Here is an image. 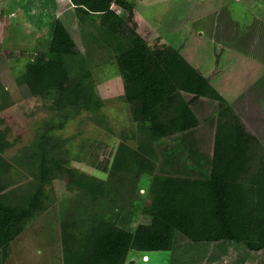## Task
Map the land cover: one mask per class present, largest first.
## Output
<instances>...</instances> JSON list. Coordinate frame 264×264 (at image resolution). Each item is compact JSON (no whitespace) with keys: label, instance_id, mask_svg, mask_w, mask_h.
Returning a JSON list of instances; mask_svg holds the SVG:
<instances>
[{"label":"trees","instance_id":"obj_1","mask_svg":"<svg viewBox=\"0 0 264 264\" xmlns=\"http://www.w3.org/2000/svg\"><path fill=\"white\" fill-rule=\"evenodd\" d=\"M69 2L79 29L95 28L84 33L113 50L136 131L132 142L118 145L110 166L91 159L106 179L70 165L71 139L55 132L83 112L107 128L97 115L104 104L90 65L54 20L46 49L30 53L19 77L30 95L49 103L52 116L11 162L3 157L11 147L8 130L0 131V264L11 243L49 208L56 177L76 193L57 213L62 264H137L141 257L146 264H210L220 258L209 245L222 255L234 246L240 264L263 255L264 145L176 49L139 40L128 0ZM201 99L216 104L211 154L194 137L199 120L192 104ZM19 171L27 180L15 185L23 178ZM139 185L148 204L136 193ZM106 205L112 215L101 211ZM138 215L147 220L129 229L119 225Z\"/></svg>","mask_w":264,"mask_h":264},{"label":"rangeland","instance_id":"obj_2","mask_svg":"<svg viewBox=\"0 0 264 264\" xmlns=\"http://www.w3.org/2000/svg\"><path fill=\"white\" fill-rule=\"evenodd\" d=\"M128 1L135 3L136 20L132 16L130 26L132 24L135 26V34L139 40L146 42L149 46H167L168 44L180 51L184 49L187 52H185V57L193 63L196 61L198 52L193 53V50L194 48L198 49L201 44L199 45L194 35L189 36L188 31L182 27V16L186 17L187 11L192 12L188 8L192 2L188 3V0ZM248 1L252 4L257 1L264 2V0ZM32 3L39 11L40 8L37 4L35 2ZM261 7H264V4ZM18 10L20 9L17 8ZM197 10L198 8L193 13H197ZM21 11L25 15L23 10ZM43 14V12H38L37 17L43 19ZM146 21L153 27L147 26ZM3 25L6 27L8 24L6 25V22H4ZM145 26L146 28H143ZM38 27L40 28V26ZM27 28V31H25L21 26H15L0 41V131L8 130L6 140L11 144V147L3 153V157L8 162H11V158L22 147L27 146L31 142L35 135V129L52 116L48 109L49 103L39 97L30 95L27 87L19 83V77L25 70V65L32 60L30 53L35 51V49L37 50L36 52L44 51L49 40L48 36H50V29L48 31L49 27L47 28V26L42 29V33L37 28L39 30L36 36L42 34L40 37H35V34L32 33L34 31H30L34 26H31V28L27 26ZM85 31L94 33L95 28L90 27ZM85 31L78 30V27H74L73 24L70 35L77 49L86 58L88 65H90L95 90L104 104L97 115L104 116V126L107 129L95 124V122L90 120V115L83 112L69 121L63 130L55 133L62 139H71L66 146L71 148L70 165L72 167L90 176L106 179V173L96 169L91 164V159L96 156L99 162L107 163L110 166L118 145L121 142L128 144L132 142L129 141L128 137L136 131V126L131 120L128 104L122 100L123 83L114 62L113 50L106 45L100 46L93 38L91 40L84 33ZM192 43H194V48L189 47ZM212 47L209 42H206L205 46L199 49L203 71H206L205 68L215 66L216 59L214 60V58L216 56ZM17 50L28 53L24 55L16 54ZM218 60H222L220 62L224 63L226 61L225 55L219 56ZM239 67H241V64L235 62L234 68L238 69ZM219 79L216 76L214 80L210 79V81L216 87ZM241 79L243 78H239L237 82L234 78L235 82L233 81V85L230 86L232 93L242 89L241 94L228 95V100L226 99V101L232 105L234 113L243 122L245 129L264 145V72L256 80L250 81L249 77L245 78L249 83L248 85H246L244 79ZM219 83L223 85L225 82L221 84L222 82L220 81ZM192 109L199 120V126L194 135L198 140V147L204 153L211 154L216 104L209 100L201 99L192 104ZM76 157L81 160H75L74 158ZM16 171L17 169L12 174H16ZM19 173L23 174V178L20 180V177L17 176V181L19 182L15 185L23 184L27 180V174L22 171H19ZM50 190L52 191L48 195L50 194L52 203L50 202L49 208L37 216L11 243L10 254L6 264H62L59 255L60 234L57 213L59 214L61 204L65 200L73 199L76 193L68 187L67 180L63 177L54 178ZM145 190L146 187L143 188L139 185L136 193L138 196H142L144 204H148L149 199ZM103 209L101 210L102 212L109 215L113 214L112 208H107V205ZM146 220L147 218L142 215L134 218L130 216L126 221H121L119 225L129 229L136 223ZM208 249L213 255H218V258H220L217 262H211L210 264H240L237 263L239 262V252L235 250L234 246H229L225 255L221 254V249L217 248V246L209 245ZM256 256L251 255L248 259L245 258L243 264H264V254ZM147 261V257L135 260L137 264H146Z\"/></svg>","mask_w":264,"mask_h":264},{"label":"crops","instance_id":"obj_3","mask_svg":"<svg viewBox=\"0 0 264 264\" xmlns=\"http://www.w3.org/2000/svg\"><path fill=\"white\" fill-rule=\"evenodd\" d=\"M32 2L37 4L40 8L39 11L32 5ZM191 2L192 4L188 8L192 12L187 11L186 17L182 16V27L188 31L189 36L194 35L199 45L201 44L198 49L194 48V43L189 46L190 48H194L193 53L198 52V57L193 63L185 57L186 51L184 49H181L182 51L176 50L194 69L208 80L210 85L225 100L228 95L241 94L242 89L233 91V93L231 91L230 86L233 85L234 78L237 82L239 78L245 80L247 77L252 81L261 77L264 72V7H261L264 2L257 1L252 4L248 0H188V3ZM132 5L133 17L135 19V3H132ZM17 8L20 10L17 11ZM196 8L198 10L194 14L193 11H196ZM21 10H23L25 15L22 14ZM38 12L44 13L43 19L37 17ZM74 13L69 0H0V41L15 26H21L25 31L28 29L27 26L30 28L34 26L30 31H34L32 33L35 34V37H40L42 34L36 36L38 30L40 29L41 31L39 32L42 33V29L47 26V28L49 27L48 31L50 29L51 32L52 24L56 19L65 26L70 34L73 24L79 30ZM4 22H6V25L8 24L6 27L3 25ZM146 24L147 26H151L148 22ZM143 28H146V26ZM157 39L159 38L157 37ZM206 42H209L213 46L214 55L216 56L214 60L216 59V61L215 66L205 68L206 71H203L200 63L201 53L199 49L204 47ZM167 46L169 45L167 44ZM36 51L35 49L31 53H35ZM26 53L28 52L16 51V54L24 55ZM221 55H225L226 61L224 63L220 62L222 60H218ZM235 62L241 64V67L235 69ZM216 76L220 79L215 87L210 79L214 80ZM220 81L222 82L221 84L225 83L220 85ZM248 84L246 81V85Z\"/></svg>","mask_w":264,"mask_h":264}]
</instances>
